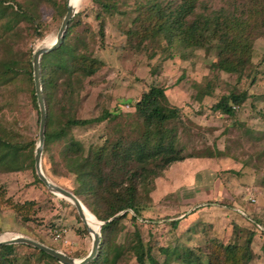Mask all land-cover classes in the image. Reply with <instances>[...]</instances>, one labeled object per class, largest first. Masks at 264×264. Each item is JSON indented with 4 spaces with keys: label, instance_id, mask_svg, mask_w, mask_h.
Instances as JSON below:
<instances>
[{
    "label": "rangeland",
    "instance_id": "374dc122",
    "mask_svg": "<svg viewBox=\"0 0 264 264\" xmlns=\"http://www.w3.org/2000/svg\"><path fill=\"white\" fill-rule=\"evenodd\" d=\"M147 1L150 2H76L66 42L75 53L90 59L87 65L94 60L93 72L82 79L77 93L63 104L62 110L52 112L50 128H57L68 116L85 120L107 111L118 118L69 129L66 138L77 143L76 153L64 150L65 139L48 143L42 148L41 170L51 183L73 194L82 182L72 173V163L64 161L63 153L85 158L92 148L102 144L137 141L142 128L133 117L130 105L150 82L156 83L170 103L179 108L173 145L186 157L156 178L137 182L136 198L144 205L140 217L152 223L142 220L132 223L130 212L125 218H119L106 231L108 258L114 259V264H136L128 243L134 230L150 245L152 257L161 263L164 256L158 250L160 247H204L210 240L224 244L232 240L231 227L236 223L239 246L248 231L254 233L248 264H264V0H153L158 1L165 16L189 3L192 13L180 19L187 26L199 17L230 25L224 34L234 42L230 47L236 48L232 63L242 62L240 72L232 74L219 68V62L231 58L228 51H221L224 44L220 43L218 34H211L212 30L218 33V28L217 32L211 26L206 33L184 41L174 36L167 40L164 34L152 36L158 22L145 18L142 14L145 5L135 10L136 3ZM3 6L0 69L10 61L17 62L18 68L31 67L35 48L47 47L55 39L66 0H8ZM16 6L22 7L25 16L15 18ZM30 17L37 21L36 31ZM7 22L10 23L8 30ZM127 31H132V35ZM37 33L42 34L41 38ZM48 61L40 63L47 69ZM30 88L22 74L15 83L0 86V135L4 133L12 141L23 142L24 154L28 153L30 140L34 147L37 143L38 110L31 103ZM240 92H245L247 99L234 117L214 116L210 112L221 96ZM56 93L60 96L61 89ZM207 171L214 173L209 176ZM33 175L34 169L30 166L17 174H0V239L20 236L75 260L82 259L90 249L91 237L74 207L51 194ZM208 187L213 189L212 194L219 195L216 201L207 197ZM24 202L33 203L34 208L28 212L23 209L22 215L9 206ZM82 206L90 227L99 232L102 222ZM122 214L119 212L112 218ZM168 217H176L178 221L174 230L168 225L160 226ZM153 222L157 227L151 229ZM57 234L59 238L55 237ZM34 252L35 249L25 245L18 247L14 253L17 263L56 264L37 254L26 260ZM194 253L201 264H206L205 254Z\"/></svg>",
    "mask_w": 264,
    "mask_h": 264
},
{
    "label": "trees",
    "instance_id": "16d2710c",
    "mask_svg": "<svg viewBox=\"0 0 264 264\" xmlns=\"http://www.w3.org/2000/svg\"><path fill=\"white\" fill-rule=\"evenodd\" d=\"M6 3H8V0H0V12ZM136 4V11L145 5L143 8L144 13H142L145 15V18L149 21L158 22L153 27L152 36L164 34L167 40L171 36H174L184 41L187 37H194L202 32L206 33L211 26H214L216 30L218 28V33L212 30L211 34H218L220 43L224 44L221 51L224 53L228 51L231 58L219 62V68L231 74L240 72L239 67H241L242 62L238 60V63L233 64L236 48L235 45L233 47L230 46L234 42L228 40V34H224L226 32L225 28L230 27V25L226 23L221 25V23L218 24L216 22V19L202 17H199V20H191L188 26L182 24L180 19L186 13H192V6L189 3L180 5L178 9L168 12V14L166 13V16L162 11L164 9L158 4V1L153 2V0H150V2L147 1L145 4ZM16 7L15 18L25 16L22 13V7ZM65 11L63 15L59 16L61 20ZM72 20L73 18L67 24L59 47L40 57L39 78L46 115L43 148L51 141H62V139H65L64 150L76 153L78 151L77 143L72 138H66L69 129L92 124L97 125L104 121H113L118 116L107 111H103L95 118L85 120L68 116L65 117L63 123L57 128H50L49 122L52 119V112L54 110H62L63 104H67L77 93L82 79L93 72L92 63L94 60L87 65V61L90 59L75 53V50L71 49L66 42V38L72 29ZM30 23L35 27L34 31H36L38 28L36 19L30 17ZM6 25L8 30L10 23L7 22ZM127 34L129 36L132 35V31H127ZM222 34H224V38H222ZM37 36L41 38L42 34L37 33ZM214 37L216 38V36ZM41 60L42 62L49 60L46 63L49 66L47 68L49 70L46 69V65L40 63ZM1 68L0 86H9V84L15 83L17 77L21 74L26 76L31 87L29 89L31 103L34 105V108H37L31 67L28 65L27 68H18L17 62L10 61L3 64ZM59 88L61 89V95L57 96L56 91ZM246 99L247 95L245 92L221 96L210 107V112L214 116L220 114L232 118ZM130 108L132 109L133 117L142 128L141 137L137 141L129 144L121 141H117L114 145L102 144L92 148L89 151V156L85 158L78 154L68 156L66 155L67 153H63L64 161L72 163L74 166L71 170L72 173L82 182L81 186L72 195L80 200L79 202L85 205L98 221L103 223L99 230L100 241L96 257L88 264H114L116 262L114 259L108 258L109 245L106 231L116 225L119 218H125L128 212L133 214L130 216L132 223L136 224L138 220L149 224L152 223L144 221L140 217V211L144 210V205H141L136 198L137 182H144L149 177L156 178L167 167L181 162L186 157L181 155L173 145L176 130L175 123L179 122V108L170 103L161 87L156 83L150 82L147 89L141 91L139 98L130 105ZM22 144L23 142L10 140L4 133L0 135V174H17L21 170H24L25 167L30 166L33 168L34 143L30 140L27 144V154H24L23 148L25 146L22 147ZM75 144L77 147H75ZM150 164L154 165L149 168L148 165ZM33 177L39 183L35 174ZM80 195H82L81 199H79ZM9 206H11L13 212L21 215L23 209L28 212L34 208V204L30 202L10 203ZM119 212H123V214L112 218ZM241 216L245 217L244 214ZM110 218L112 219L108 221ZM174 218H166L160 226L168 225L174 230L178 225L177 219ZM153 223L147 226L151 229L154 226L157 227L156 222ZM231 228L234 233L233 238L224 244L210 240L204 244V247L189 248L186 246L183 248L173 247L171 249L158 247V250L164 256L161 263L152 257L150 245L141 239L137 230L133 231L132 236L128 239V243L131 244L130 251L136 264H169L171 261H177L179 264H201L194 253L196 251L206 255V264H248L252 258L249 246L254 233L248 231L244 235L245 238L242 245L239 246L240 244L237 243L235 237L239 231L236 223H233ZM22 246L24 245L0 246V264H18L14 253L18 247ZM36 254L37 257H45L58 264L55 259L36 250L26 260L32 259Z\"/></svg>",
    "mask_w": 264,
    "mask_h": 264
},
{
    "label": "water",
    "instance_id": "95a60500",
    "mask_svg": "<svg viewBox=\"0 0 264 264\" xmlns=\"http://www.w3.org/2000/svg\"><path fill=\"white\" fill-rule=\"evenodd\" d=\"M76 6L69 5L68 0H66V11L61 20L60 26L55 35V39L52 44L47 47H37L31 54V72H32V83L35 95V102L38 110V130H37V143L34 148L33 153V169L34 174L38 181L47 189L51 194L69 202L75 209L77 217L85 228L86 232L91 237V245L88 253L85 257L80 260H75L66 254L54 250L50 247L44 246L38 242L33 240L16 236V237H7L5 239H0V246L3 245H25L35 249L36 251L42 252L51 258L55 259L59 264H88L92 259L96 257L97 250L99 247L100 236L98 230L93 231L86 225L85 216L83 214V206L79 202V200L69 193L68 191L54 185L51 183L43 174L41 170V153L43 148L44 141V127H45V107L43 103V98L41 94V86H40V78H39V60L43 54H46L56 48L62 42L63 35L65 33L66 27L70 19L73 17L75 13ZM103 223H100V226ZM1 235V234H0Z\"/></svg>",
    "mask_w": 264,
    "mask_h": 264
},
{
    "label": "crops",
    "instance_id": "0c3cea01",
    "mask_svg": "<svg viewBox=\"0 0 264 264\" xmlns=\"http://www.w3.org/2000/svg\"><path fill=\"white\" fill-rule=\"evenodd\" d=\"M202 172H205V171H202ZM212 173H214V172H211V171H209V172L207 171V172H206V174L209 175V176L212 175ZM206 179H209V178H206ZM196 182H197V181H195V183H196ZM208 189H209V187H208ZM212 190H213V189H211V190L209 189V190H208V192H207V193H208V196H207V197H208V198H211V199L214 200V201H216V200H217L216 198H218L219 195H217V192H215V193L213 192V194H212ZM184 213H185V212H184ZM190 213H191V212H190Z\"/></svg>",
    "mask_w": 264,
    "mask_h": 264
},
{
    "label": "bare ground",
    "instance_id": "6f19581e",
    "mask_svg": "<svg viewBox=\"0 0 264 264\" xmlns=\"http://www.w3.org/2000/svg\"><path fill=\"white\" fill-rule=\"evenodd\" d=\"M78 0H68V3H69V5H72V6H75V4H76V2H77ZM42 46V45H41ZM42 47H45V46H42ZM83 214H84V216H85V221H86V225L90 228V229H92L91 227H90V224H89V221H88V219H87V217H86V215H85V212H84V207H83ZM93 231H96V230H94V229H92ZM0 236H2V235H0Z\"/></svg>",
    "mask_w": 264,
    "mask_h": 264
},
{
    "label": "built area",
    "instance_id": "2783aa9c",
    "mask_svg": "<svg viewBox=\"0 0 264 264\" xmlns=\"http://www.w3.org/2000/svg\"><path fill=\"white\" fill-rule=\"evenodd\" d=\"M55 237H56V238H59V237H60V235H59V234H57Z\"/></svg>",
    "mask_w": 264,
    "mask_h": 264
}]
</instances>
